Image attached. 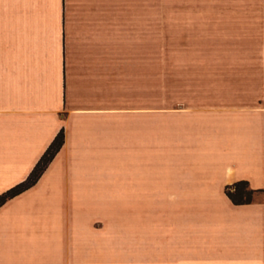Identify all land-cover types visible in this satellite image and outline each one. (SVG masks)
<instances>
[{"label": "crops", "instance_id": "1", "mask_svg": "<svg viewBox=\"0 0 264 264\" xmlns=\"http://www.w3.org/2000/svg\"><path fill=\"white\" fill-rule=\"evenodd\" d=\"M220 7L238 32L152 110L150 0H0V194L62 132L0 203V264H264V0Z\"/></svg>", "mask_w": 264, "mask_h": 264}, {"label": "rangeland", "instance_id": "2", "mask_svg": "<svg viewBox=\"0 0 264 264\" xmlns=\"http://www.w3.org/2000/svg\"><path fill=\"white\" fill-rule=\"evenodd\" d=\"M237 1L242 0H150L152 110L169 103V98L174 96L176 77L181 80L183 71L187 74L184 79L190 80L191 61L195 55L192 51L202 52L208 47L207 35L215 36L214 40L220 33L238 32L240 21L233 15L238 10L220 7ZM215 42L221 43L219 39ZM180 66L185 69L181 70ZM103 205L105 209H123L126 202H103Z\"/></svg>", "mask_w": 264, "mask_h": 264}, {"label": "trees", "instance_id": "3", "mask_svg": "<svg viewBox=\"0 0 264 264\" xmlns=\"http://www.w3.org/2000/svg\"><path fill=\"white\" fill-rule=\"evenodd\" d=\"M62 142V132L58 131L53 140L47 146L45 151L39 157L37 162L34 164L26 178L19 182L18 184L14 185L13 187L9 188L5 192L0 194V203H2L6 198L16 194L17 192L21 191L22 189L31 185L39 176L40 172L43 170L47 162L50 160L52 155L58 149ZM246 184L244 182H237L233 184L232 192L227 191L228 195L235 203H241L243 201H248L250 199V190L246 188Z\"/></svg>", "mask_w": 264, "mask_h": 264}]
</instances>
